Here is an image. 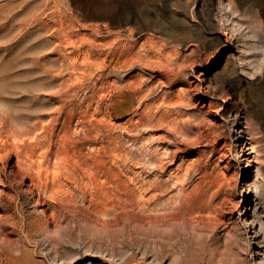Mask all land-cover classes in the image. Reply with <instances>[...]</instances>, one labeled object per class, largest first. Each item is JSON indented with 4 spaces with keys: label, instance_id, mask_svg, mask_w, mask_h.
<instances>
[{
    "label": "rangeland",
    "instance_id": "obj_1",
    "mask_svg": "<svg viewBox=\"0 0 264 264\" xmlns=\"http://www.w3.org/2000/svg\"><path fill=\"white\" fill-rule=\"evenodd\" d=\"M0 264H264V0H0Z\"/></svg>",
    "mask_w": 264,
    "mask_h": 264
},
{
    "label": "bare ground",
    "instance_id": "obj_2",
    "mask_svg": "<svg viewBox=\"0 0 264 264\" xmlns=\"http://www.w3.org/2000/svg\"><path fill=\"white\" fill-rule=\"evenodd\" d=\"M10 173H12L15 177H20V178H24V176H26V175H30L31 176V178H32V172H31V170H28L27 168H25V167H22L21 166V162H20V159H18L17 160V168L16 169H12V170H10ZM12 178H13V176H12ZM31 182H30V184L28 185V188L32 185V179L30 180ZM19 182V181H18ZM40 184H38V186H39ZM35 187V186H34ZM42 187V186H41ZM52 193H54V192H52ZM58 195V194H57ZM61 212V211H60ZM59 212V213H60ZM58 214V213H57ZM60 216V215H59ZM56 217H57V215H56ZM55 217V218H56ZM62 218V217H61ZM59 219V218H58ZM63 219V218H62Z\"/></svg>",
    "mask_w": 264,
    "mask_h": 264
}]
</instances>
